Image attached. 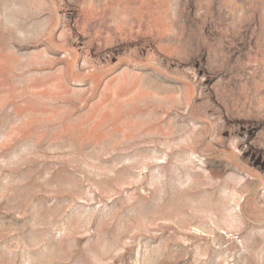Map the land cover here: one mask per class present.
I'll list each match as a JSON object with an SVG mask.
<instances>
[{"label":"rangeland","instance_id":"374dc122","mask_svg":"<svg viewBox=\"0 0 264 264\" xmlns=\"http://www.w3.org/2000/svg\"><path fill=\"white\" fill-rule=\"evenodd\" d=\"M0 264H264V0H0Z\"/></svg>","mask_w":264,"mask_h":264}]
</instances>
